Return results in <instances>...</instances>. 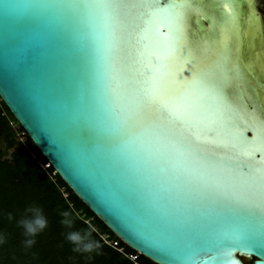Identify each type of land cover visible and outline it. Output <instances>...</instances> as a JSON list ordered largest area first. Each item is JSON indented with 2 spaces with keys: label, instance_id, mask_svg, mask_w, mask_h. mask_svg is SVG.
I'll return each mask as SVG.
<instances>
[{
  "label": "water",
  "instance_id": "obj_1",
  "mask_svg": "<svg viewBox=\"0 0 264 264\" xmlns=\"http://www.w3.org/2000/svg\"><path fill=\"white\" fill-rule=\"evenodd\" d=\"M243 1L110 0L126 6L110 37L84 7L99 0H0V98L90 210L158 264H264V174L216 119L231 116L264 160V33ZM185 2V50L164 72L201 71L207 86L175 117L134 90ZM148 5L158 16L142 41ZM228 83L222 106L214 90Z\"/></svg>",
  "mask_w": 264,
  "mask_h": 264
},
{
  "label": "trees",
  "instance_id": "obj_2",
  "mask_svg": "<svg viewBox=\"0 0 264 264\" xmlns=\"http://www.w3.org/2000/svg\"><path fill=\"white\" fill-rule=\"evenodd\" d=\"M12 121L18 122L0 98V136L11 149L7 155L0 147V264H158L122 240L123 252L105 243L100 233L118 236L55 172L20 124L25 139L14 137Z\"/></svg>",
  "mask_w": 264,
  "mask_h": 264
},
{
  "label": "snow or ice",
  "instance_id": "obj_3",
  "mask_svg": "<svg viewBox=\"0 0 264 264\" xmlns=\"http://www.w3.org/2000/svg\"><path fill=\"white\" fill-rule=\"evenodd\" d=\"M84 7L98 13L111 37L115 34L116 25L119 23L118 12L122 7L126 6L110 2V0H99L97 3L86 4ZM146 7L149 9V12L145 18L144 27L138 34L142 41L144 34L155 27L156 17L158 16L153 10V6L148 5ZM155 7L164 8L165 5L158 4ZM172 7L175 9V13L171 20L172 31L168 33L167 37L166 52L163 56H155L154 62L147 65V68L151 71L134 91L138 96L146 100L149 105L156 103L165 109L169 115L180 117L183 113L188 112L192 106V104L186 103L187 98L191 97L202 87H206L207 82L201 71L194 70L191 77L180 80H175L164 72L166 67L165 61L182 56L185 50L186 35L184 31V18L191 5L185 2L173 5ZM141 49L138 50V55L140 56L143 55ZM214 93L217 101L221 102L222 106H231L233 93L229 91V83L222 87H216ZM216 119L220 120L222 124L229 128L234 151L239 156L245 158L250 166L258 164L259 167H256L255 170L264 174V160L253 158V153L257 149L255 141L239 135L232 117L224 116L223 111L217 115ZM196 135L199 136L198 133ZM256 154L258 155V152ZM231 158L235 160L237 156H232Z\"/></svg>",
  "mask_w": 264,
  "mask_h": 264
},
{
  "label": "flooded vegetation",
  "instance_id": "obj_4",
  "mask_svg": "<svg viewBox=\"0 0 264 264\" xmlns=\"http://www.w3.org/2000/svg\"><path fill=\"white\" fill-rule=\"evenodd\" d=\"M253 1H254L255 11L260 16L261 24L263 27V33H264V0H253ZM243 2H245V12H246L247 17L249 18L250 11L247 9V5H246L247 1L244 0Z\"/></svg>",
  "mask_w": 264,
  "mask_h": 264
},
{
  "label": "built area",
  "instance_id": "obj_5",
  "mask_svg": "<svg viewBox=\"0 0 264 264\" xmlns=\"http://www.w3.org/2000/svg\"><path fill=\"white\" fill-rule=\"evenodd\" d=\"M25 133V132H24ZM22 137V136H21ZM86 222H88V220H86ZM94 228V227H93ZM98 236H101L102 240L109 244L110 246L116 248L117 250H119L120 252H123V247L119 246L120 240L121 238L117 237V238H111L110 235H108L107 233L103 232L100 233ZM132 259L135 258V255H129Z\"/></svg>",
  "mask_w": 264,
  "mask_h": 264
},
{
  "label": "rangeland",
  "instance_id": "obj_6",
  "mask_svg": "<svg viewBox=\"0 0 264 264\" xmlns=\"http://www.w3.org/2000/svg\"><path fill=\"white\" fill-rule=\"evenodd\" d=\"M12 124H13L14 128H16V130H17V132L15 134H13L14 137L17 140H19V141H23L25 139V135H24L25 133H24L23 130H20L19 123L16 122V121H12ZM0 147L5 150V152L7 153V155L11 151V149H6V147H5V141H4V139L1 136H0Z\"/></svg>",
  "mask_w": 264,
  "mask_h": 264
},
{
  "label": "clouds",
  "instance_id": "obj_7",
  "mask_svg": "<svg viewBox=\"0 0 264 264\" xmlns=\"http://www.w3.org/2000/svg\"><path fill=\"white\" fill-rule=\"evenodd\" d=\"M40 225L43 226V222L42 221H40ZM32 230L33 229H31V228L29 229V231H32ZM27 243H32V241L29 240V241H27Z\"/></svg>",
  "mask_w": 264,
  "mask_h": 264
}]
</instances>
